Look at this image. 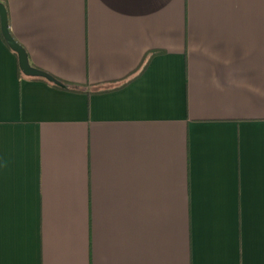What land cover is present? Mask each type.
I'll return each mask as SVG.
<instances>
[{
  "label": "crops",
  "instance_id": "obj_1",
  "mask_svg": "<svg viewBox=\"0 0 264 264\" xmlns=\"http://www.w3.org/2000/svg\"><path fill=\"white\" fill-rule=\"evenodd\" d=\"M0 264H264V0H0ZM21 72V71H20Z\"/></svg>",
  "mask_w": 264,
  "mask_h": 264
},
{
  "label": "trees",
  "instance_id": "obj_2",
  "mask_svg": "<svg viewBox=\"0 0 264 264\" xmlns=\"http://www.w3.org/2000/svg\"><path fill=\"white\" fill-rule=\"evenodd\" d=\"M6 14H7V11H6ZM7 23H8V28H9L8 14H7ZM160 53H162V52L159 50L147 51L144 54L140 64L138 65V67L134 71H132L127 76H125L124 78L119 80L117 82V85L109 87V88L93 87L91 90H88L83 86H79V85H75V84H71V83L61 81V80L57 79L56 77H54L48 73L47 74L52 78L51 80H47V79L42 78V77H27V78H29L31 80L43 81L52 87H56V88H60V89L68 90V91H73V92H83V93H87V94H89V93H104V92L112 91V90L118 89L120 87H123L128 82H130L131 80L136 78L138 75H140L144 71V69L148 65L149 61L151 60V58L154 57L155 55L160 54ZM18 72L20 75L22 74L19 70H18Z\"/></svg>",
  "mask_w": 264,
  "mask_h": 264
},
{
  "label": "water",
  "instance_id": "obj_3",
  "mask_svg": "<svg viewBox=\"0 0 264 264\" xmlns=\"http://www.w3.org/2000/svg\"><path fill=\"white\" fill-rule=\"evenodd\" d=\"M0 31L6 45L16 54L18 66L21 73L27 77H42L47 80L52 78L37 68L30 66L28 57L24 48L12 37L7 23L6 9L2 3H0Z\"/></svg>",
  "mask_w": 264,
  "mask_h": 264
}]
</instances>
